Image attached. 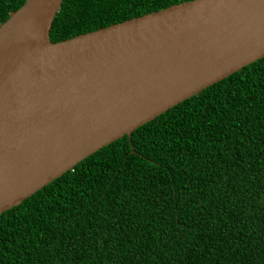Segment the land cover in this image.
Wrapping results in <instances>:
<instances>
[{
    "label": "trees",
    "instance_id": "obj_1",
    "mask_svg": "<svg viewBox=\"0 0 264 264\" xmlns=\"http://www.w3.org/2000/svg\"><path fill=\"white\" fill-rule=\"evenodd\" d=\"M185 1L64 0L51 40ZM0 264H264V58L1 214Z\"/></svg>",
    "mask_w": 264,
    "mask_h": 264
},
{
    "label": "water",
    "instance_id": "obj_2",
    "mask_svg": "<svg viewBox=\"0 0 264 264\" xmlns=\"http://www.w3.org/2000/svg\"><path fill=\"white\" fill-rule=\"evenodd\" d=\"M63 1L0 26V215L264 58V0H190L53 42Z\"/></svg>",
    "mask_w": 264,
    "mask_h": 264
}]
</instances>
